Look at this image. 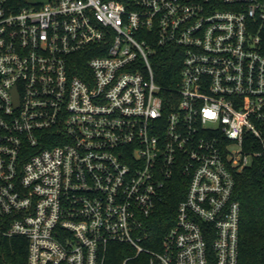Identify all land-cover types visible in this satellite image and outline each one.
Listing matches in <instances>:
<instances>
[{"label":"built area","instance_id":"built-area-1","mask_svg":"<svg viewBox=\"0 0 264 264\" xmlns=\"http://www.w3.org/2000/svg\"><path fill=\"white\" fill-rule=\"evenodd\" d=\"M257 160L264 0H0V236L26 264H238L235 176Z\"/></svg>","mask_w":264,"mask_h":264},{"label":"trees","instance_id":"trees-1","mask_svg":"<svg viewBox=\"0 0 264 264\" xmlns=\"http://www.w3.org/2000/svg\"><path fill=\"white\" fill-rule=\"evenodd\" d=\"M173 64L174 60L167 53H159L151 61L155 82L169 86L174 76ZM183 193L184 188L175 183L167 189L157 205L150 220L156 241L173 224L175 207ZM233 199L239 204L238 264H264L263 161H255L250 168L235 176ZM26 245L23 238L7 239L0 236V264H26ZM119 259L115 258L114 264H119ZM127 264H147L146 257L139 256ZM208 264H214L211 257Z\"/></svg>","mask_w":264,"mask_h":264}]
</instances>
